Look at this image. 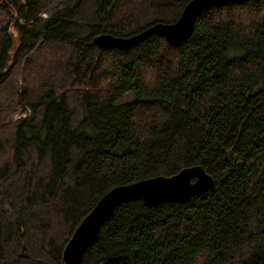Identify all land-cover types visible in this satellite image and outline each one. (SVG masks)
I'll return each mask as SVG.
<instances>
[{
  "label": "trees",
  "instance_id": "16d2710c",
  "mask_svg": "<svg viewBox=\"0 0 264 264\" xmlns=\"http://www.w3.org/2000/svg\"><path fill=\"white\" fill-rule=\"evenodd\" d=\"M188 1H10L0 91L29 113L12 121L0 96V264H63L105 192L193 165L212 188L116 205L81 264H264V0L201 11L178 46L93 41L171 23Z\"/></svg>",
  "mask_w": 264,
  "mask_h": 264
},
{
  "label": "water",
  "instance_id": "95a60500",
  "mask_svg": "<svg viewBox=\"0 0 264 264\" xmlns=\"http://www.w3.org/2000/svg\"><path fill=\"white\" fill-rule=\"evenodd\" d=\"M249 0H189L177 20L171 23L156 22L127 36L100 33L93 37L101 48L127 51L151 34L160 35L170 45L178 46L191 36L199 13L211 6L243 3ZM262 89H264V79ZM214 179L200 165L184 167L172 176H154L130 184L112 187L102 195L92 209L73 230L62 251L63 264H81L83 253L99 235L101 225L109 220L116 205L127 200H141L143 205L154 207L164 201L186 202L199 193L209 190Z\"/></svg>",
  "mask_w": 264,
  "mask_h": 264
},
{
  "label": "rangeland",
  "instance_id": "374dc122",
  "mask_svg": "<svg viewBox=\"0 0 264 264\" xmlns=\"http://www.w3.org/2000/svg\"><path fill=\"white\" fill-rule=\"evenodd\" d=\"M10 1L11 0H0V27L5 26V23L10 22V20H13L14 17H15L14 14H16V10H15V8L12 5H10V3H12ZM236 12L239 13L241 16H243L244 20L246 18L250 17V14H251L250 11H246V10L242 9L241 7H237V11ZM43 15H45V14H43ZM140 20H142V19H140ZM249 20L250 19H248L246 21H249ZM9 25H11V24H9ZM8 28L12 31L11 32V34H12L11 36L14 39L13 40L14 42H13L12 47L9 49L7 54L9 56H13V53H14L16 47H17V44H18V41H17L18 34H17V31H15V30H13L11 28V26L8 27ZM233 53H235V51H233ZM0 96H1V101L5 104L3 109H5L7 111V116H9L11 111H13L12 114H11L12 121L17 120V118L20 119V117L26 116L29 113V110L24 112L25 110H23V109H19L18 112L16 110V112H15V110H14L15 109V106H14L15 102L9 96L8 90L0 91ZM4 116L5 117L3 119L6 120L7 116H6L5 112H4ZM1 134H2L3 137H6V136H8L9 133L7 131H3V133H1ZM70 236L67 239H69Z\"/></svg>",
  "mask_w": 264,
  "mask_h": 264
}]
</instances>
